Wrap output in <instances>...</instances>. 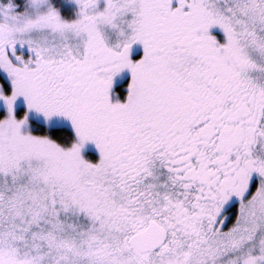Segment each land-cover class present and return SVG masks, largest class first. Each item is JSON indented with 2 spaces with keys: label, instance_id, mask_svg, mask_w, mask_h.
<instances>
[{
  "label": "snow or ice",
  "instance_id": "snow-or-ice-1",
  "mask_svg": "<svg viewBox=\"0 0 264 264\" xmlns=\"http://www.w3.org/2000/svg\"><path fill=\"white\" fill-rule=\"evenodd\" d=\"M0 264H264V0H0Z\"/></svg>",
  "mask_w": 264,
  "mask_h": 264
}]
</instances>
